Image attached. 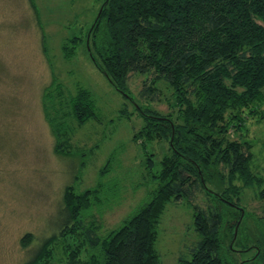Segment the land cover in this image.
Returning <instances> with one entry per match:
<instances>
[{
	"label": "trees",
	"instance_id": "obj_1",
	"mask_svg": "<svg viewBox=\"0 0 264 264\" xmlns=\"http://www.w3.org/2000/svg\"><path fill=\"white\" fill-rule=\"evenodd\" d=\"M102 7L86 47L91 31L89 56L125 94L132 76L146 75L139 92L144 104H135L145 124L133 139L143 147L167 144L153 172L159 187L119 228L100 234L94 211L102 213L106 195L101 184L77 190L82 162L64 190L58 230L37 243L25 264H52L53 245L65 241L75 243L69 245L72 264H159L158 227L167 206L203 197L204 205L194 203L198 241L190 250L191 260L183 264H264V176L254 169L253 145L243 135L264 104V0H104ZM75 46H64L66 58L75 54ZM55 82L45 104L62 87ZM160 84L172 91L167 114L151 107L164 96ZM67 108L78 127L98 118L93 95L83 87L70 95ZM45 109L56 152L72 156V131L63 126L65 119L52 118L47 105ZM121 114L129 115L126 110ZM149 157L146 167L153 171L155 162ZM110 165L108 161L100 176ZM250 187L258 189L263 214L255 219L253 234L246 228V211L234 241L242 216L237 206ZM33 242L31 233L20 241L23 249ZM247 252L254 255L242 260Z\"/></svg>",
	"mask_w": 264,
	"mask_h": 264
},
{
	"label": "rangeland",
	"instance_id": "obj_2",
	"mask_svg": "<svg viewBox=\"0 0 264 264\" xmlns=\"http://www.w3.org/2000/svg\"><path fill=\"white\" fill-rule=\"evenodd\" d=\"M103 1L0 0V264H25L36 253L37 243L55 234L62 221L59 209L64 190L80 173L82 162L77 190L101 184L107 197L102 213L94 211L100 234L119 228L159 187L153 172L159 169L167 144L143 147L133 139L145 124L135 104H144L139 92L146 75L135 74L128 82L126 94L135 100L131 101L97 69L86 47L87 33ZM64 46H75L71 58L65 57ZM54 82L62 87L55 88L45 104ZM160 85L162 101L151 107L167 114L172 91ZM78 87L91 91L98 113L83 127L75 124L67 108ZM45 105L52 118L65 119L63 126L72 131V156L56 152L57 139ZM260 109L243 135L253 145L254 169L264 176V104ZM124 110L128 117H122ZM149 154L155 162L153 171L146 167ZM108 161L109 172L100 176ZM257 192L256 187L245 189L237 206L246 209V228L253 234L255 219L263 214ZM195 199L167 206L158 227L159 264L191 260L190 250L198 241L194 203L204 205V197ZM27 233L34 235L35 242L23 249L20 241ZM69 245L75 243L53 245L52 264H72ZM253 255L247 252L241 259Z\"/></svg>",
	"mask_w": 264,
	"mask_h": 264
},
{
	"label": "water",
	"instance_id": "obj_3",
	"mask_svg": "<svg viewBox=\"0 0 264 264\" xmlns=\"http://www.w3.org/2000/svg\"><path fill=\"white\" fill-rule=\"evenodd\" d=\"M106 4H107V3H104V5H106ZM102 11H103V7L100 9V11H99V13H98V16H97V18H96V20H95V23H94L93 27L95 26L97 20L100 18L101 14H102ZM93 27H92V28H93ZM90 35H91V31L89 32V35H88V42H87L89 52H90V48H89V39H90ZM90 55L92 56V53H91V52H90ZM104 75L106 76V74H104ZM106 77H107V76H106ZM120 92H122L123 94H125L122 90H120ZM125 95H126L127 97H129V95H127V94H125ZM173 134H174V128H173ZM241 211H242V217H241V219L239 220L238 225H237L236 228H235V237H234V241H235L236 238H237L239 225H240V223L242 222V220H243V218H244V215H245V210L241 209Z\"/></svg>",
	"mask_w": 264,
	"mask_h": 264
}]
</instances>
